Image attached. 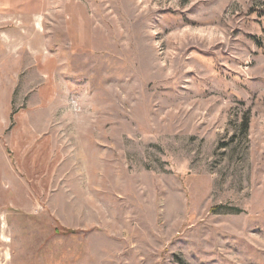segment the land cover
I'll list each match as a JSON object with an SVG mask.
<instances>
[{"label":"rangeland","instance_id":"374dc122","mask_svg":"<svg viewBox=\"0 0 264 264\" xmlns=\"http://www.w3.org/2000/svg\"><path fill=\"white\" fill-rule=\"evenodd\" d=\"M0 243L264 264V0H0Z\"/></svg>","mask_w":264,"mask_h":264},{"label":"bare ground","instance_id":"6f19581e","mask_svg":"<svg viewBox=\"0 0 264 264\" xmlns=\"http://www.w3.org/2000/svg\"><path fill=\"white\" fill-rule=\"evenodd\" d=\"M2 243H4L6 246H8V247H10V242L7 240V242L5 243V242H2ZM2 243H0V245L2 244ZM4 256L5 255H1L0 254V264L4 261Z\"/></svg>","mask_w":264,"mask_h":264}]
</instances>
